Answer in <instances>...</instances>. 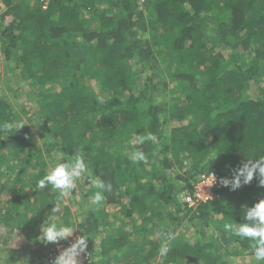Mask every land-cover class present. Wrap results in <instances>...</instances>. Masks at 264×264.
<instances>
[{"label":"trees","instance_id":"16d2710c","mask_svg":"<svg viewBox=\"0 0 264 264\" xmlns=\"http://www.w3.org/2000/svg\"><path fill=\"white\" fill-rule=\"evenodd\" d=\"M0 55V264H46L51 222L90 236L88 264H160L162 245L163 264H257L250 241L222 230L264 199L257 176L184 196L264 155V0H0ZM21 82L30 110L13 101ZM29 117L38 132L15 131ZM137 149L145 163L128 159ZM77 150L113 186L100 205L88 176L67 196L35 190L48 162Z\"/></svg>","mask_w":264,"mask_h":264},{"label":"clouds","instance_id":"9594fccd","mask_svg":"<svg viewBox=\"0 0 264 264\" xmlns=\"http://www.w3.org/2000/svg\"><path fill=\"white\" fill-rule=\"evenodd\" d=\"M25 124H28L27 121L17 124L15 126V131ZM11 127L12 125L10 124L3 125L4 129ZM144 140H154V137L149 133L144 137ZM128 159L133 164H139L145 163L147 161V156L142 149H137L135 152H131L128 155ZM84 176L89 177L91 187L96 189L91 197L92 204L100 205L105 200V192H111L113 186L110 182H105L99 178H91L86 158L79 150L68 157H61L57 162L51 164L46 174L36 182L35 190L39 191L50 186L53 191L59 192L61 197L67 196L76 188V182ZM209 176L211 177V184H213L216 179L215 174L213 173ZM254 176L259 178V185L264 187V155H260L255 160H253V158L247 159L246 162L234 169L231 178H221L220 183L223 187L235 191L243 185L250 184ZM198 180L194 183L195 191ZM200 191L205 190L201 188ZM211 192L209 198H198L195 196V199L192 198L191 203L187 199L190 196H184V200H188L190 204H194L200 200L205 201L213 197V189ZM63 204L64 201L57 199V201L52 204L49 217H58L62 213ZM243 220L244 222L242 223H236L233 220V222H225L222 226V230L229 235L237 237L241 241H250L251 254L254 256L255 261L257 264H264V199H260L251 207H246L243 213ZM77 228H79L81 234L70 247L63 250L55 258L53 264H78L77 258L81 254L86 253L90 236L81 230L78 225H69L62 222H51L43 228L40 237L45 243H57L67 240ZM16 232L17 229H13L14 240L16 239ZM172 238L170 234L169 239ZM168 251L169 248L167 245H162L159 249L158 256L160 258V264H163V258L167 255ZM0 254L4 255L7 259L9 249L0 246Z\"/></svg>","mask_w":264,"mask_h":264},{"label":"built area","instance_id":"2783aa9c","mask_svg":"<svg viewBox=\"0 0 264 264\" xmlns=\"http://www.w3.org/2000/svg\"><path fill=\"white\" fill-rule=\"evenodd\" d=\"M213 174V173H210ZM208 175H201L197 184H196V191H195V196L198 198L205 197L209 198L211 196V190L214 185L217 187H223L220 183L221 178H224L222 176H217L215 175V182L213 184L211 181V177ZM201 188H203L205 191H200ZM191 203H192V198L188 197L187 198ZM80 234L77 232H73V234L67 239L63 241H59L57 243H54L51 247L45 249V255L42 257V260L46 264H53V261L55 258L65 249L71 246L77 239V237ZM78 264H88L90 258H89V253L88 250H86V253L81 254L78 258Z\"/></svg>","mask_w":264,"mask_h":264},{"label":"rangeland","instance_id":"374dc122","mask_svg":"<svg viewBox=\"0 0 264 264\" xmlns=\"http://www.w3.org/2000/svg\"><path fill=\"white\" fill-rule=\"evenodd\" d=\"M1 67H3V63H2V61H1V55H0V72H1ZM1 80H2V82H1V87H2V90H4V91H6V88H7V85H9V86H11V84L10 83H8L7 84V82L8 81H5L4 79H2V73H1ZM22 83V87H21V89L19 90V94L16 96L17 98H15V99H13V101H14V103H15V105H21V106H24L26 109H28V110H30L29 108V106H31V102L29 101V98L30 97H27L26 95H25V92L28 90V88H27V86L25 85V83H23V82H21ZM16 87V85L13 87V89ZM9 88V87H8ZM25 88H26V90H25ZM8 94H9V96H12L11 95V93L10 92H8ZM26 97V98H25ZM33 97V96H32ZM34 99L35 98H31V100L32 101H34ZM31 113V112H30ZM30 118V120H27V123H28V125H30L31 127H32V129H33V131H34V133H37L38 132V129H37V127L38 126H35L36 124H37V122L35 121V118L34 119H32V117H29ZM54 158H56V159H59V154L57 153V152H54ZM8 164V163H7ZM48 164L49 165H51L50 164V162H48ZM5 171H7V169H4ZM8 176L9 177H12L13 176V174H12V172H10L9 174H8ZM2 179L4 180V177L2 176ZM17 182V181H16ZM18 185V183H13L12 184V186L13 187H16ZM78 196H79V194H78ZM75 204V203H74ZM188 229H189V227H187ZM211 228V227H210ZM7 229H9L8 228V226H6L5 224H2V223H0V239L3 237V235L4 234H6V232H8V230ZM187 234H188V238H192V236H193V234L192 233H190V231L189 232H187ZM28 244V243H27ZM29 245H27V246H25L24 247V251H26V253L27 254H29V255H33L31 252H30V247H32V245H30L29 247H28ZM48 247V246H47ZM46 247V248H47ZM45 248V249H46ZM44 249V250H45ZM43 250V249H42ZM41 250V251H42ZM43 250V251H44ZM245 259H244V261H245V264H249V262H250V260H249V257H244ZM1 262V261H0ZM239 261H238V258H236L234 261H233V264H237ZM6 262L3 260V264H5ZM10 264H13L12 262L10 263ZM16 264V263H15Z\"/></svg>","mask_w":264,"mask_h":264}]
</instances>
